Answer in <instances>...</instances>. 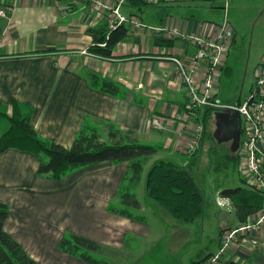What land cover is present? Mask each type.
I'll list each match as a JSON object with an SVG mask.
<instances>
[{
  "label": "crops",
  "instance_id": "crops-1",
  "mask_svg": "<svg viewBox=\"0 0 264 264\" xmlns=\"http://www.w3.org/2000/svg\"><path fill=\"white\" fill-rule=\"evenodd\" d=\"M155 5L164 6L161 2ZM9 6L14 10L11 20L0 17V106L9 108L19 103L33 109L34 130L67 149L89 117L111 122L135 141L158 148L148 142L152 140V130L159 132L151 124L152 118L158 116L171 129V135L165 134L167 146L187 143L191 135L182 122L189 121L185 116L181 120L178 117L180 109L185 111L186 89L175 64L162 56L183 58L193 52L192 47L183 44L184 48L177 49L176 42L170 48L154 43L134 49L129 40L119 45L116 60L105 61L86 54L92 43L86 30L102 21L99 14L91 12L86 0H0V8ZM169 21L181 31L200 34L210 26L201 24L193 30L194 24L179 23L170 16L161 19L162 26ZM235 42L234 39L230 49ZM88 73L119 84L128 91L127 97L121 99L93 88ZM211 116L215 124L214 115ZM7 126L0 118V138ZM228 145L231 151V144ZM39 166V158L30 153L16 149L0 153V202L10 207L6 230L39 263L88 264L60 250L65 233L102 245L106 249L102 257L110 264H135L147 253L148 245L161 242L166 227L158 213L164 214L163 209L154 210V215L148 217L141 202L147 223L108 211L109 204L118 197L126 163L85 167L60 181L40 177ZM148 172L147 167L139 198L144 182L147 186ZM220 193L219 202L207 200L209 218L203 225L214 222L213 207L220 202L229 203ZM231 211L219 215L220 232L241 226L234 209ZM173 226L180 236H185L182 232L190 228L183 222ZM221 237L219 233L218 247L222 245ZM231 245L219 264H264V223L235 238ZM164 249H159L160 254L156 253L153 259L158 261L171 250ZM110 254L117 258L112 257L113 261ZM200 261L201 258L191 264Z\"/></svg>",
  "mask_w": 264,
  "mask_h": 264
},
{
  "label": "trees",
  "instance_id": "trees-1",
  "mask_svg": "<svg viewBox=\"0 0 264 264\" xmlns=\"http://www.w3.org/2000/svg\"><path fill=\"white\" fill-rule=\"evenodd\" d=\"M122 4L138 8L139 11L155 5L146 0H125ZM86 34L92 40L87 54L105 61L116 60L119 45L131 38L127 25L111 29L105 18L98 25L88 28ZM175 43L171 39L156 38V45L160 47L170 48ZM170 56L164 54L162 57L168 60ZM87 77L93 88L107 95L121 99L128 95L125 88L112 80L94 73H88ZM33 113V109L19 103H13L9 108L0 106L2 123H8L7 128L2 130L0 153L16 149L38 157L39 176L55 181L85 167L105 162L115 165L126 163L128 168L118 197L109 204L108 211L133 221L148 222L142 213L143 205L138 191L147 166L159 152L157 147L135 141L129 133L123 132L111 122L89 117L83 122L72 147L67 149L46 140L34 130L31 125ZM211 115L210 111H205L206 121ZM243 182L247 187L225 188L221 190L220 196L229 201L238 223L247 226L257 220L256 215L264 211V194L248 180L243 179ZM147 196L183 223H194L202 219L210 207L194 178L182 168L166 161L151 166L147 175ZM9 214L10 207L0 202V264H41L6 230ZM228 230L234 229H224L220 235ZM59 246L62 252L88 264H110L102 257L106 249L94 240L65 233Z\"/></svg>",
  "mask_w": 264,
  "mask_h": 264
},
{
  "label": "rangeland",
  "instance_id": "rangeland-1",
  "mask_svg": "<svg viewBox=\"0 0 264 264\" xmlns=\"http://www.w3.org/2000/svg\"><path fill=\"white\" fill-rule=\"evenodd\" d=\"M161 5L164 6H147L142 11L125 4L121 5L123 15L140 19L146 29L145 32L141 30L131 36L129 39L131 46L134 49L154 46L156 38H159L157 36L159 33L157 34L153 30L162 26L161 19L165 16H170L179 23L190 22L191 25L194 24L193 30H197L201 24H210L209 29H213L214 26L229 25L236 34V42L227 56L226 69L219 79L215 94L226 105L233 106L245 101L247 96L251 94L257 81V75L264 65V0H171L161 2ZM108 17L109 15L105 16L107 21ZM176 45L177 49L184 48V45L178 41ZM171 49H175V47ZM184 116L189 121L188 124L182 123L187 127L186 130H189L191 137L187 142L190 143L197 124L190 121L186 111L183 112L180 109L178 117L181 120ZM204 119L205 111L202 112L199 122L203 124ZM161 120L167 130H159L152 126V129L161 132L152 130V140H148L149 143L159 146L158 154L153 157V160L147 166L149 171L154 163L160 161L171 162L194 178L207 200L217 201L220 191L225 188L247 187V184L243 182V179H246L243 173L245 160L238 157V154L231 153L227 143L219 144L215 140V125L211 118L206 121L207 133L203 144L200 143L193 151L189 149V152L185 143L179 144L180 150L177 144L166 145L165 134L171 135V129L163 118ZM143 189L140 200L146 207L145 214L150 217L154 215L156 209H163L164 214H158L162 223L165 224L166 230H163L161 242L157 246L156 243L148 245L147 253L144 254L141 261H137L135 264H191L199 258L202 260L200 264H203L205 261L211 260V253L214 255L220 254L221 245L218 247L217 242L220 233L219 215L222 211L229 214L232 209L231 204L220 202V206L212 208L213 223L203 225L209 218L207 214L209 212H206L202 219L194 223H187L190 228L185 229L182 234L189 232L192 234L190 237L188 234L180 236L176 235L173 225L181 224V220L175 219L165 208L147 196L145 182ZM228 231L222 234L224 239ZM162 248H165L164 250L171 248V250L167 255L161 256L158 261L154 260L155 254L159 255V249ZM110 257L113 261L114 257L117 258L116 254H110ZM114 263L116 264L115 261Z\"/></svg>",
  "mask_w": 264,
  "mask_h": 264
},
{
  "label": "built area",
  "instance_id": "built-area-1",
  "mask_svg": "<svg viewBox=\"0 0 264 264\" xmlns=\"http://www.w3.org/2000/svg\"><path fill=\"white\" fill-rule=\"evenodd\" d=\"M92 13L99 14L101 20L109 15L110 28L118 25H127L130 35L146 31L143 23L136 17H126L121 13V2L116 0H86ZM157 4L171 0H146ZM180 1V0H177ZM217 1V0H209ZM229 1V0H226ZM12 7L0 8V17L10 21L13 13ZM155 31L159 37L178 41L193 48L191 54H184L183 58L171 55L168 60L177 68L178 77L186 89L187 103L185 111L190 121H200L203 111L214 113L219 111L238 112L242 117V136L238 157L245 160L243 173L245 178L253 183L264 194V65L257 75V81L246 100L237 105L223 104L215 94L219 79L226 68V58L235 39V32L229 25L214 26L213 29L203 32H186L175 27L173 21L167 22ZM87 54V53H86ZM186 57V58H185ZM152 126L159 130H167L160 117L152 118ZM206 119L203 124L198 123L190 143H186L187 150H195L202 143L206 134ZM190 146V147H188ZM182 149V148H181ZM180 150V147H179ZM264 223V211L255 224L244 225L228 231L220 248V254L211 257L203 264H219L222 256L226 255L235 238L249 233ZM227 239V240H226Z\"/></svg>",
  "mask_w": 264,
  "mask_h": 264
},
{
  "label": "water",
  "instance_id": "water-1",
  "mask_svg": "<svg viewBox=\"0 0 264 264\" xmlns=\"http://www.w3.org/2000/svg\"><path fill=\"white\" fill-rule=\"evenodd\" d=\"M123 3L125 0H116ZM216 130L214 138L219 144L230 143L231 151L237 153L241 144L242 117L238 112L219 111L214 113Z\"/></svg>",
  "mask_w": 264,
  "mask_h": 264
},
{
  "label": "flooded vegetation",
  "instance_id": "flooded-vegetation-1",
  "mask_svg": "<svg viewBox=\"0 0 264 264\" xmlns=\"http://www.w3.org/2000/svg\"><path fill=\"white\" fill-rule=\"evenodd\" d=\"M215 125V130H216V124H214Z\"/></svg>",
  "mask_w": 264,
  "mask_h": 264
}]
</instances>
